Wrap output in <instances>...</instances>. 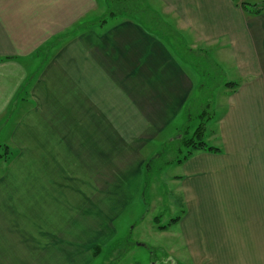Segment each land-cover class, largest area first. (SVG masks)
I'll return each mask as SVG.
<instances>
[{"label":"crops","instance_id":"obj_1","mask_svg":"<svg viewBox=\"0 0 264 264\" xmlns=\"http://www.w3.org/2000/svg\"><path fill=\"white\" fill-rule=\"evenodd\" d=\"M148 2L184 35L185 53L132 17L100 28L104 0H0V138L10 128L3 142L13 150L0 159V264H89L108 245L123 207L103 202L110 185L141 168L145 143L183 115L199 52L224 78L207 128L221 153L176 163L171 183L186 211L158 232L172 235L179 264H264V10ZM60 37L26 87L38 52Z\"/></svg>","mask_w":264,"mask_h":264},{"label":"rangeland","instance_id":"obj_2","mask_svg":"<svg viewBox=\"0 0 264 264\" xmlns=\"http://www.w3.org/2000/svg\"><path fill=\"white\" fill-rule=\"evenodd\" d=\"M104 1L106 6H101L100 13L101 20L107 18L104 25H110V23L121 19V15L129 14L148 31L164 39L167 44L170 39L175 41L182 48L181 53L187 51L188 44L184 35L168 32L162 21L163 19L158 15L159 13L152 9L148 0H145L146 2L142 1L143 5L136 13L129 12V10L119 7L110 0L109 3L108 0ZM153 1L156 2V0ZM262 1L264 0L247 1L249 11L257 3L262 4ZM154 7L157 8V4ZM112 11L119 13L117 16L121 17L111 19L110 12ZM102 13L104 15H101ZM94 17H98V15H94ZM152 17L155 20V26L150 24ZM72 35L64 34L63 36L66 37L67 41L72 38ZM164 37H167V40ZM60 44L59 41L51 56L61 47ZM45 58L47 59V56L38 55L34 63L30 64L29 68L32 70V74L29 78V84L33 83L35 78H39L44 66L51 59L49 58L45 62ZM190 61L197 68L196 70L189 64L194 71V73H191L192 78L197 84L195 95L190 98L183 115H180L165 133L146 142L142 147L141 154L145 159L142 167L139 169L132 168V172L127 177H121L118 183L110 185L111 196L104 199L103 202L111 204L114 200H117L123 203L121 211L113 218L117 231L115 236L107 242L108 245L101 247V253L92 258L89 264H108V261H110L109 263L114 262V264H179L177 259L174 258L175 255L172 257L170 253L172 235H163L158 232L154 220L159 217L160 225L167 226L173 219L181 217L186 211L183 194L178 191L180 189L176 187V183L174 186L171 183V178L178 174L176 162H172V160H182L187 154V148L181 142V134L176 131L182 129L188 123L189 134L187 136L190 137L202 122V119L198 116L207 108V105H210L212 118L210 122H207L209 134L214 120L218 119V116L215 117V96L219 90L223 89L222 82L224 81V78L216 69V63L209 56L206 57L201 52L194 53ZM202 85L205 87L204 91L199 90ZM23 98V96L18 98L17 112L21 111ZM190 114L191 120L188 121ZM9 129L7 128L3 132L0 138L1 145H5L3 139L6 138ZM206 142L208 143L207 138ZM141 244L144 247L140 246ZM114 250L117 252L112 254ZM176 253L178 257L180 255V258H186L183 250L177 249Z\"/></svg>","mask_w":264,"mask_h":264},{"label":"trees","instance_id":"obj_3","mask_svg":"<svg viewBox=\"0 0 264 264\" xmlns=\"http://www.w3.org/2000/svg\"><path fill=\"white\" fill-rule=\"evenodd\" d=\"M111 2H113L116 5H119V7H124L126 10H129V12H138V9L143 5L142 1L145 0H110ZM239 6H241V8H243L246 12L249 13H254V14H259L262 10H264V3H262L261 5H254L252 7H254L252 10L249 11V4L247 3H242L241 0H234ZM146 2V1H145ZM109 3V0H108ZM127 12V11H126ZM119 13L116 12H110V18L111 19H116L118 17H131L129 14H123L121 16H117ZM121 17V18H122ZM161 19V18H160ZM107 18L102 19L99 21V26L100 28L103 27V25L106 23ZM155 20H153V17L151 18V23L152 25L155 26L154 23ZM64 38L60 37L59 39L53 41L51 44H49L48 46H46L45 48L41 49L38 52V55H41L42 57H46L45 58V62L51 58V53H53V50L58 46L59 41H62ZM178 45V44H177ZM51 56V57H50ZM44 62V63H45ZM216 69L218 70V72L221 74L220 69L216 66ZM222 76V74H221ZM30 80L27 81L26 83V87L29 85ZM223 84V83H222ZM225 87H235V84L232 83H226ZM201 89H199L200 91H204L205 87L200 86ZM198 93V92H197ZM195 95V93H194ZM211 106L207 105V108L198 116L199 118L202 119L201 124L194 130V132L191 134L190 137H188L187 135L189 134V126L188 123L178 131L179 134H181V142L182 145L184 147L187 148V154L184 156V158L181 159H174L172 160V162H176V163H182L184 162L186 159L190 158L195 152L198 151H204L207 153H221V149L211 146L206 142V138H207V122L211 120L212 115H211V111H210ZM189 114V112H188ZM191 120V114L189 117V120ZM13 155V150H11V148L7 145H1L0 144V159L5 160V161H9L12 158ZM179 220V218L177 219H173L171 221V223L167 226H162L160 225V219L159 217H156L154 222L157 226L158 231H166L172 224L176 223ZM102 248L98 247L94 250V257L96 255H99L101 253ZM115 252H117L116 250L113 251L112 254H114ZM110 261H108V264H114V262L109 263Z\"/></svg>","mask_w":264,"mask_h":264}]
</instances>
